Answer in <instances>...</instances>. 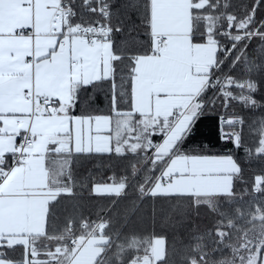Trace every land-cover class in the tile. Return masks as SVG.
I'll return each mask as SVG.
<instances>
[{
	"label": "snow or ice",
	"instance_id": "obj_1",
	"mask_svg": "<svg viewBox=\"0 0 264 264\" xmlns=\"http://www.w3.org/2000/svg\"><path fill=\"white\" fill-rule=\"evenodd\" d=\"M152 6L153 0H0V41H29L32 44L26 51L15 46L7 49L15 82L7 89L0 88V140L7 139L12 150L3 153V161H0V199L19 194L5 192V182L15 167L23 165L30 146L42 135L34 128L37 121L53 115L63 116L66 111L71 128L76 120L91 122L94 117L106 116L109 126L103 131L110 133L112 117L119 112L131 111L130 78L111 57L120 56L123 60L126 57L117 51V46L127 50L143 39L151 38ZM223 7H231L228 0H224ZM259 9H264V0H253L249 13L235 17V23L231 22L233 18L229 14L226 26L205 29L194 37L199 42H207L211 37L216 44L217 56L208 88L196 96V106L191 112L188 111L190 101H176L165 106L162 114L156 117L158 125L145 133L152 141L151 152L171 143L170 158L204 159V154L189 151V145L200 135L201 125L209 118L206 114L215 111L217 102L220 113L212 117L216 123V141L228 149L238 146L232 139L236 132L235 120H240L239 130L242 131L244 118H226L224 113L232 103L244 108L264 106V96L259 101L256 97L260 91L258 81H247L251 93L248 97L238 99L234 91L244 87L237 73H249L252 64L264 71V14H258ZM73 38H79L87 45L86 51L75 60L72 59ZM66 39L69 84L73 83L71 76L75 67H81L74 98L73 88L68 89L67 107L58 84L61 68L56 63ZM40 41L54 43L37 47ZM4 51L0 49V56ZM108 61H111V76L106 72ZM88 69L91 74L85 77ZM45 88L54 89L55 94L46 93ZM156 95L158 99L168 97L165 92ZM245 99L250 103L246 105ZM145 115L151 116V113H134L136 120H142ZM25 120L28 121L26 127ZM144 127L141 126L140 131L143 132ZM114 154L111 151L95 153ZM9 251L6 246H0V252L4 253L0 261L8 258Z\"/></svg>",
	"mask_w": 264,
	"mask_h": 264
},
{
	"label": "trees",
	"instance_id": "obj_2",
	"mask_svg": "<svg viewBox=\"0 0 264 264\" xmlns=\"http://www.w3.org/2000/svg\"><path fill=\"white\" fill-rule=\"evenodd\" d=\"M201 1H206L207 5L202 10H193V14L196 26H202L204 30L226 26L229 14L233 18L231 22L235 23L234 18L247 15L253 4V0H228L231 7L225 8L224 0H215L214 3L212 0H192L194 4ZM258 14H264V9H259ZM153 41L151 36L127 50L117 46V51L126 58L121 60L120 56H115L114 60L130 78L129 98L132 101L136 60L154 52ZM237 76L244 85L243 89L234 90L238 99L251 95L248 80L259 82L257 100L264 96V71L258 70L255 64L250 65L249 73H237ZM207 88L208 85L204 90ZM244 103L247 105L250 101L245 99ZM219 113L217 102L215 111L206 114L209 118L201 125L200 135L189 145V151L233 159L238 172L230 194L153 195L152 186L170 157L160 151H150L142 160L132 153H72L65 159H59L63 152L55 153L56 157H47L52 186L69 193L58 196L50 204L47 230L39 241L54 239L56 247H67L71 238L88 236L89 231H83L84 224L104 216L107 226L94 235L102 234L107 238L106 257L120 245L140 251L139 255L132 254L122 260L115 258L107 264L140 261L142 252L149 253L153 241L158 239L164 240L165 252L155 264L247 263L250 252L255 255L257 249L264 246V153L258 152L264 135V106L244 108L232 103L224 113L226 118L243 116L245 121L240 131L241 122L235 120L236 132L232 139L238 146L231 149L216 141V123L212 117ZM145 161L140 169H133L134 165ZM103 185H122L124 190L120 196L98 195L95 188ZM105 260L103 258L100 264Z\"/></svg>",
	"mask_w": 264,
	"mask_h": 264
},
{
	"label": "crops",
	"instance_id": "obj_3",
	"mask_svg": "<svg viewBox=\"0 0 264 264\" xmlns=\"http://www.w3.org/2000/svg\"><path fill=\"white\" fill-rule=\"evenodd\" d=\"M206 5V1L194 4L192 0H153L151 36L154 40V52L136 60L132 109L112 117L110 133L103 131L109 126L106 116L94 117L91 122L76 120L71 128L70 117L66 111L63 116L53 115L47 120L37 121L34 128L42 135L29 149L23 165L15 167L9 180L5 182V192L19 194L0 199V246L10 249L8 258L0 261V264H100L102 262L106 255L107 244V238L102 234H93L76 247H70L69 242L67 247H56L54 239L45 238L46 241H39L47 230L50 204L58 196L69 193L52 186L53 180L47 167V157H56L55 153L63 152L59 159H65L72 153L111 151L139 155L142 160L144 156L149 155L152 142L145 133L158 125L159 121L156 117L162 114L165 106L176 101H190L188 111L191 112L196 106V96L208 85L207 81L212 74L211 69L217 56L216 44L211 37L207 42L194 39L199 32L204 31V28L196 26L193 14V10H202ZM156 35L168 37L167 43L157 42ZM49 43L54 41H40L37 47ZM13 46L23 51L32 48L29 41H0V49L5 50L0 56V88L3 89L9 88L15 82L7 57V49ZM71 47L74 60L87 49V45L79 38H73ZM114 58L115 56L111 57V60ZM56 63L61 68L58 84L67 107L68 89L72 87L73 91L75 90V82L80 80L81 67H75L71 76L73 83L69 84L68 44L57 54ZM106 72L108 76L112 75L111 61H108ZM84 74L88 77L91 70L88 69ZM45 92L55 94L54 89L45 88ZM161 92L168 93V97L158 99L156 94ZM134 113H151V116L145 115L142 120H136ZM27 124L28 121L25 120L24 126L26 127ZM141 126H146L143 132L140 131ZM58 147H62L63 150L58 151ZM171 147V143H166L158 149V153L160 151V154L168 155ZM11 150L12 145L7 139L0 140V161H3V153ZM208 157L226 160L230 166H234L235 163L231 157L205 156ZM174 160L182 159L172 156L171 162ZM167 161L152 186L151 193L155 196L197 197L230 194L233 179L238 172L237 167L235 170L231 167L229 172L199 174L197 182L199 189L175 194L167 192L165 188L168 181L163 177V172L168 164ZM145 163L146 161L139 164L140 166L134 165L133 169H140ZM187 165L189 164L183 160L175 164L173 175L177 180L185 173ZM95 190L98 195L120 196L124 186L103 185L96 187ZM80 239L84 240L79 236ZM161 244L163 243L158 244V240L153 241V247H157L159 253L165 252V244L164 249ZM2 255L4 253L0 252V256Z\"/></svg>",
	"mask_w": 264,
	"mask_h": 264
},
{
	"label": "rangeland",
	"instance_id": "obj_4",
	"mask_svg": "<svg viewBox=\"0 0 264 264\" xmlns=\"http://www.w3.org/2000/svg\"><path fill=\"white\" fill-rule=\"evenodd\" d=\"M147 145L150 146L149 144ZM149 148L150 147H148V149ZM258 152L264 153V135L262 139V146ZM171 158L170 157L168 158V161H167L168 164L166 165V167H164L165 172H163V177H166V180L168 181V185L165 187L167 188V192L175 193V194L184 193V191H192L197 188L199 189L200 186L199 184H197L199 180L198 179L199 174H204L205 172H212V173L229 172L231 171V167H234L233 168L234 170L237 167L235 163H234V166H230L229 162L226 160H220V159L209 158V157L204 158V159H198V160H190V161L183 160L187 162L189 165L185 167V171H184L185 173H183L182 177H180V179L177 180V177L173 175V171H174L175 164H177V162H180L182 160H179V161L174 160L171 162ZM159 243H163L161 245L163 246L162 248L164 249V240L158 239V244ZM262 247L263 246L257 249V253L255 255H254V252L253 253L250 252L251 255L249 254V258L247 260V263L245 264H253L254 261L256 262L258 251ZM157 251H158L157 247H153L152 252L150 251L149 253H145V254L144 252H142L141 258L139 256L140 261H137L131 264H155L157 260L161 259L164 256V251H162V253L161 252L159 253V251L158 252ZM139 252H140L139 249L135 250L133 248L131 250L128 247H122V245H120L119 247H115V249L110 255H107V257L106 255L104 256V260L106 259L104 261V264H107L115 260V258L117 260L118 259L122 260L132 254L134 256L136 254L139 255Z\"/></svg>",
	"mask_w": 264,
	"mask_h": 264
},
{
	"label": "built area",
	"instance_id": "obj_5",
	"mask_svg": "<svg viewBox=\"0 0 264 264\" xmlns=\"http://www.w3.org/2000/svg\"><path fill=\"white\" fill-rule=\"evenodd\" d=\"M164 37H166V36H164V35H156V36H155V39H156L157 42H159V43H163V44H164V43H167V41H168V37H166L167 39H162V38H164ZM67 44H68V41H67V39H66V40L64 41V46H66ZM208 80H209V79H208ZM207 84H208V81H207ZM24 123H25V121H23V124H24ZM33 145H34V143L30 146V148L33 147ZM30 148H29V149H30ZM28 153H29V150H28ZM27 156H28V155H27ZM25 160H26V159H24V161H25ZM258 190H259V187H258L257 189H255V193H257ZM106 226H107V222H106L104 216L101 217L100 219H97V220L92 221L91 223L84 224V225H83V231H89V232H88V236H86V238H84L83 241H80V240H79V236L71 238V239L69 240V246H70V247L80 246V245L83 244L84 241H86L91 235H93L94 233H96L97 231L103 229V228L106 227Z\"/></svg>",
	"mask_w": 264,
	"mask_h": 264
},
{
	"label": "water",
	"instance_id": "obj_6",
	"mask_svg": "<svg viewBox=\"0 0 264 264\" xmlns=\"http://www.w3.org/2000/svg\"><path fill=\"white\" fill-rule=\"evenodd\" d=\"M58 151H62V147L57 148ZM102 232V231H101ZM256 264H264V246L258 251Z\"/></svg>",
	"mask_w": 264,
	"mask_h": 264
},
{
	"label": "flooded vegetation",
	"instance_id": "obj_7",
	"mask_svg": "<svg viewBox=\"0 0 264 264\" xmlns=\"http://www.w3.org/2000/svg\"><path fill=\"white\" fill-rule=\"evenodd\" d=\"M253 264H256V262L254 261V263Z\"/></svg>",
	"mask_w": 264,
	"mask_h": 264
}]
</instances>
